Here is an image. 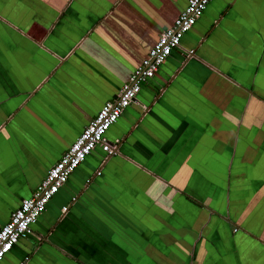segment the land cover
<instances>
[{
    "label": "crops",
    "instance_id": "crops-1",
    "mask_svg": "<svg viewBox=\"0 0 264 264\" xmlns=\"http://www.w3.org/2000/svg\"><path fill=\"white\" fill-rule=\"evenodd\" d=\"M188 3L0 0V228ZM137 100L1 264H264V0H211Z\"/></svg>",
    "mask_w": 264,
    "mask_h": 264
},
{
    "label": "built area",
    "instance_id": "built-area-1",
    "mask_svg": "<svg viewBox=\"0 0 264 264\" xmlns=\"http://www.w3.org/2000/svg\"><path fill=\"white\" fill-rule=\"evenodd\" d=\"M210 1L189 0L187 8L179 15L172 27L161 33L148 58L131 74L129 82L125 84L118 97L104 105L98 115L85 127L78 140L59 162L50 168L34 194L25 199L13 212L10 221L0 228V264L14 245L31 231V226L38 221L48 203L89 154L98 147L109 155L117 152L119 142L109 141L108 130L118 122L128 106L138 102L137 97L142 85L154 77L173 50L181 45L182 38L204 14Z\"/></svg>",
    "mask_w": 264,
    "mask_h": 264
}]
</instances>
